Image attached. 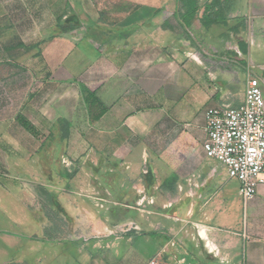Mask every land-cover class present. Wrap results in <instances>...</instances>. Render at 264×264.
I'll list each match as a JSON object with an SVG mask.
<instances>
[{
    "label": "crops",
    "instance_id": "crops-1",
    "mask_svg": "<svg viewBox=\"0 0 264 264\" xmlns=\"http://www.w3.org/2000/svg\"><path fill=\"white\" fill-rule=\"evenodd\" d=\"M249 76L264 99V0H0V227L84 213L56 240L30 212L45 236L13 248L35 264H264V185L243 205L202 148L204 112L240 107Z\"/></svg>",
    "mask_w": 264,
    "mask_h": 264
},
{
    "label": "built area",
    "instance_id": "built-area-1",
    "mask_svg": "<svg viewBox=\"0 0 264 264\" xmlns=\"http://www.w3.org/2000/svg\"><path fill=\"white\" fill-rule=\"evenodd\" d=\"M204 121V154L238 182L239 197L246 205L264 185V99L258 79L247 78L240 107L209 108Z\"/></svg>",
    "mask_w": 264,
    "mask_h": 264
},
{
    "label": "rangeland",
    "instance_id": "rangeland-1",
    "mask_svg": "<svg viewBox=\"0 0 264 264\" xmlns=\"http://www.w3.org/2000/svg\"><path fill=\"white\" fill-rule=\"evenodd\" d=\"M73 199H75V201H80L82 197H78L77 195H70ZM5 195H0V198L3 200L4 198H6ZM7 210V209H6ZM37 214L39 217L45 218L48 216V218H54V220L56 221L53 225L52 229V238L53 239H62L64 237L67 236V234H69L70 236L75 235L77 233V221L78 219L82 218V215H84V213L82 211H78L77 209H68V210H64V211H57L54 210L53 212H49L45 209L39 210L38 212H35L34 209H31L29 212H23L24 214L28 213L29 217L28 218H23L20 219L19 222L22 223V225H20V223L18 221L19 224H16L15 226H9L6 225L4 227H0L2 229L1 230V240H3L6 244H4L6 246V255H5V260H6V264H16V262H31L35 264V259L34 257H27L26 255H24V253L21 250H15V248H13V244H16V247L23 243L29 244L31 243L30 240L33 239V235L34 234H38L40 237H44L45 236V231H35V229L30 225V221L33 222L32 218L33 216L30 214ZM88 213H91L92 215H97L95 213L94 210H88L86 211ZM8 213V211H7ZM22 213V212H21ZM45 216V217H44ZM69 229L68 233L65 229ZM40 229V228H39ZM64 230V231H63ZM86 230L87 232H89V226H86ZM4 232V233H3ZM69 241H64V242H58V241H53V247L55 250L60 251V247H68L69 246ZM34 243V242H32ZM136 246H138V243L136 244ZM139 253H144V255L146 254H154L156 253L155 249H149V250H139ZM72 253V250H71ZM133 254L128 253V255H120L115 263L117 264H134L135 260L133 259ZM57 261L54 264H61V257H60V252L58 253L57 257L55 258ZM3 260V259H1ZM0 260V261H1ZM180 263L183 264H189V261H191V259H187V258H180L179 259ZM153 261V260H151ZM150 261V262H151ZM155 263L154 264H158L160 263L159 259H154ZM49 262V259L47 258H43L41 263H37V264H47ZM58 262V263H57ZM150 264V263H149Z\"/></svg>",
    "mask_w": 264,
    "mask_h": 264
},
{
    "label": "trees",
    "instance_id": "trees-1",
    "mask_svg": "<svg viewBox=\"0 0 264 264\" xmlns=\"http://www.w3.org/2000/svg\"><path fill=\"white\" fill-rule=\"evenodd\" d=\"M185 4H187L186 6H187V8H192L194 11L196 10V8H195V5H194V3H185ZM190 4H192V6H190Z\"/></svg>",
    "mask_w": 264,
    "mask_h": 264
}]
</instances>
